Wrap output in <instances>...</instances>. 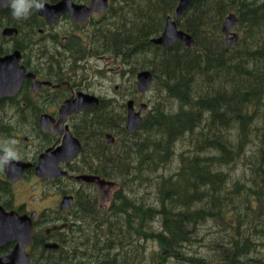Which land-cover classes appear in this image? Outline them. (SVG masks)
<instances>
[{"label": "trees", "instance_id": "trees-1", "mask_svg": "<svg viewBox=\"0 0 264 264\" xmlns=\"http://www.w3.org/2000/svg\"><path fill=\"white\" fill-rule=\"evenodd\" d=\"M178 1L124 0L113 28L95 41L97 54L128 63L132 76L149 70L155 99L133 134L124 129V102L93 109L86 128L95 134L84 138L85 149L119 188L106 209L81 208L70 237L61 241L60 232L52 233L58 249L38 250L34 235L32 264H264V255H250L248 243L239 248L235 240L239 225L241 239H264V222L249 233L252 226L240 224L236 208L241 198L244 210L254 203L264 215V0H192L177 25L194 47L153 45ZM231 14L238 40L227 49L221 26ZM103 133L115 137L112 147ZM178 142L184 148L175 153ZM237 165L248 184L231 175ZM149 187L157 190L154 203L135 191ZM205 224L212 225L215 254L181 259L186 244H199L194 238ZM148 241L160 249L152 259L143 253Z\"/></svg>", "mask_w": 264, "mask_h": 264}, {"label": "flooded vegetation", "instance_id": "flooded-vegetation-1", "mask_svg": "<svg viewBox=\"0 0 264 264\" xmlns=\"http://www.w3.org/2000/svg\"><path fill=\"white\" fill-rule=\"evenodd\" d=\"M63 1L45 0L43 9L46 13L42 9L41 12L33 11L26 19H15L10 14L8 0H0V58L17 55V67L22 70V78L16 91L4 94L7 89L0 86V208L7 214L14 212L31 219L33 234L40 239L38 250L45 242L54 239L50 238L52 232L46 234V228L61 226L62 241L71 236L73 227L78 224L81 208L104 210L108 206H100L99 189L94 182L77 179L83 176L113 181L107 178L108 173L99 165L97 156H88L85 149L84 138L87 139L88 136L91 139L95 134V130L90 134L91 130L86 128L87 119L94 113L93 109L103 101L109 102L112 108L115 101L118 103V99L126 102L133 100L135 110L140 106L138 95L141 94L134 96L138 92L136 74L140 70L132 76L128 63H120L118 58L97 54L94 50L97 38L113 28L115 14L125 9L124 0H105L106 8L101 12L92 10L85 21H76L68 13L55 16L46 9ZM92 1L70 0L73 5L87 8L91 7ZM7 29L11 30L10 34L3 35ZM115 64L116 68H113ZM125 75L126 84L115 85L117 77L123 79ZM129 78L132 81L131 90L128 86ZM83 95L96 97L99 99L98 104L74 110L76 99ZM67 134L76 139L82 149L69 163L58 162V168L64 175L53 179L38 177L36 168L40 157L60 147ZM107 134L103 133V141L106 146L112 147L113 144L106 142ZM8 138L16 141L13 147L17 158L5 160L3 141ZM69 142L74 144L72 140ZM17 162L28 166L21 171L19 180L11 182L6 173L16 176L14 164ZM29 182L40 185L44 194L31 193L24 201L19 202L17 190L19 187H29ZM44 184L54 191L51 196L41 186ZM114 190L113 187L102 188L110 202ZM66 197H70L72 203L61 210V201ZM130 198L132 197L127 194L126 199L131 200ZM47 200L53 201V204L44 203ZM35 202L39 203L38 208L34 206ZM256 210L257 215L251 221L250 218L245 221L252 226L249 233H254L255 228L264 222V215L259 212L257 204ZM248 211H255V206L251 204ZM247 215L246 211L244 217ZM242 217L238 211L240 224L243 223L240 221ZM238 230L239 239L235 240L239 248H243L241 243L247 242L245 248L250 255H264V245H260L264 243V239H257L256 234L250 236V239H241V225ZM14 246V243L1 246L0 258L9 254ZM26 251L31 258L32 246L29 245ZM40 255L42 253L36 254Z\"/></svg>", "mask_w": 264, "mask_h": 264}, {"label": "water", "instance_id": "water-1", "mask_svg": "<svg viewBox=\"0 0 264 264\" xmlns=\"http://www.w3.org/2000/svg\"><path fill=\"white\" fill-rule=\"evenodd\" d=\"M192 0H179L175 8V19L169 16L166 19L164 29L157 38L151 39V42L157 46L172 47L175 43L180 44L187 48L194 47V40L192 36L177 28V22L180 17L189 8ZM3 6V3H1ZM47 7V6H46ZM106 8L105 0H93L91 7L76 6L71 4L70 0H64L63 2L46 8L52 15L58 16L61 13L70 14L74 20L85 21L92 10L98 12L103 11ZM45 13L47 12L43 9ZM41 12V10H40ZM237 23L235 15H229L225 18L222 24V33L225 37L227 49L237 41V35L231 32V29ZM11 30H4L3 35H9ZM18 56L9 55L0 58V86H4L7 91L4 94H9L10 91H16L22 78V70L17 67ZM152 80L151 72L148 70H142L136 74L137 89L139 93H143L149 86ZM12 88V89H11ZM99 99L93 96H81L76 99L75 109L82 110L86 108L94 107L98 104ZM146 110V105L141 104L139 111L134 110L133 101L127 102V114H126V130L129 133H133L142 123L141 112ZM69 111V110H67ZM67 137V138H65ZM63 139V143L60 147L52 152H47L42 155L39 159L38 167L36 168V174L38 177L43 178H58L65 173L58 168V162L64 161L69 163L73 156L81 150L80 143L76 139H72L70 134H67ZM70 140L74 141L72 144ZM107 143H113V137L110 135L106 136ZM16 167L15 175L12 176L6 173L7 178L11 182H15L20 178L21 171L28 165L17 162L14 164ZM45 176V177H44ZM78 180H84L86 182H94L99 189L100 204L104 205L107 202V194L102 191V188H111L114 183L109 181L100 180L93 177H77ZM72 203L70 197L63 199L61 203V209L64 210ZM34 214L31 215L33 217ZM60 227H51L46 230L48 233L51 230L59 229ZM32 235V223L28 216H18L16 213H5L0 208V247L8 243H16L13 250L6 256L0 258V264H29V257L25 252V247L29 244ZM58 246L55 243H46L44 248L56 249Z\"/></svg>", "mask_w": 264, "mask_h": 264}, {"label": "rangeland", "instance_id": "rangeland-1", "mask_svg": "<svg viewBox=\"0 0 264 264\" xmlns=\"http://www.w3.org/2000/svg\"><path fill=\"white\" fill-rule=\"evenodd\" d=\"M234 32H236V31H234ZM116 65L117 64H115V67H113V68H116ZM117 78H118V82H115V85L116 84L118 85L120 83L126 84L127 75H125V77L123 79L119 78V77H117ZM131 83H132V81L129 78L128 86H129L130 90H131ZM137 95H138V93H136L134 96H137ZM155 95H156V92L154 90V87H153V85H150V87L146 90V92L144 94L138 95L139 104H141V103L146 104L147 105V111H148L149 108L151 107L152 103H153V100L155 99ZM163 101H165V100H163ZM117 102L120 103V102H123V101L121 99H118ZM165 103L168 104L167 101H165ZM169 104L171 105L172 101ZM263 126H264V124H263ZM183 148H184V146L181 145V143L178 142L177 145H176L175 153H178ZM187 148H189V147L187 146ZM174 170H175V166H172L170 171L172 172ZM231 175H233L235 177L234 179H237L240 182H242V184H244V185L248 184L246 182L247 178H245L246 175L244 176L241 165H237L236 167H234L233 170L231 171ZM28 185H29V187L25 186L24 188H21V187L18 188V190H17L18 191V199L17 200L19 202L24 201L31 193H37V195L44 194L42 192V188L40 187V185H38V184L36 185L33 182H29ZM41 186H44L45 191L48 194H50V196H51L52 193H54V191H51L50 189H48L46 184L41 185ZM135 191L138 192L139 197H141V199L143 201L148 202V203H152V202L154 203V201H155L154 195H156L155 193L157 192V190L149 187V188H137V189H135ZM114 193L112 194V196H114ZM46 197H49V196L46 195ZM45 202H47L50 205L53 204V201H51V200L44 201V203ZM243 202L244 201L240 198L238 200V202H237V205H236V208L238 209L237 211H239V215H241V214L243 215V217H242V219H240V221L245 222L249 218H250V221H251L258 213V211L256 210V205L253 203V206H255V211H252V213H250L249 211L244 210ZM34 206L38 208L39 207V203L35 202ZM246 211H247V213L249 215L244 217V213ZM153 219H154V220H152L153 221V226L155 227V229H157V226L160 223V218L154 217ZM199 229L200 230H199V232L197 234V238H194V239H201V241H199V244H195V245L186 244L185 246L187 248H189L190 250H189V252H186V256L185 257L179 255V257L181 259H186V257H188L190 255H197L199 257H210V256L215 254L214 248H212V246L210 245V242L214 240V239H212V232H213L212 225H206L205 224L204 226H201ZM217 229H221V228L217 227ZM145 245L146 246H143V245L142 246L144 247L143 248V253L145 255V258H147V259L154 258V252H160V249L158 248L157 244L155 242H153V241H148V242L145 243ZM228 261L230 263V260H228ZM169 264H175L174 260L169 262ZM183 264H191V263L188 262V261H186V262L183 261ZM206 264H226V262H217V261H214L213 259H207Z\"/></svg>", "mask_w": 264, "mask_h": 264}, {"label": "clouds", "instance_id": "clouds-1", "mask_svg": "<svg viewBox=\"0 0 264 264\" xmlns=\"http://www.w3.org/2000/svg\"><path fill=\"white\" fill-rule=\"evenodd\" d=\"M45 0H8L10 14L15 19H26L33 11L42 10ZM16 141L14 139H5L3 141V159L17 158V152L13 147Z\"/></svg>", "mask_w": 264, "mask_h": 264}, {"label": "bare ground", "instance_id": "bare-ground-1", "mask_svg": "<svg viewBox=\"0 0 264 264\" xmlns=\"http://www.w3.org/2000/svg\"><path fill=\"white\" fill-rule=\"evenodd\" d=\"M196 22H197V21H196ZM188 23H189V22H188ZM190 23H191V22H190ZM198 24H199V23H198ZM190 25H191V24H190ZM192 26H193V25H192ZM198 27H199V26H198ZM105 36H106V35H105ZM104 39H106V37H104ZM105 41H106V40H105ZM105 41H104V42H105ZM108 41H109V40H108ZM112 42H113V41H112ZM206 42H207V41H206ZM108 43H109V42H108ZM114 43H115V42H114ZM109 44H110V43H109ZM113 45H114V44H113ZM110 46H111V45H110ZM110 46H107V48L110 47ZM104 47H105V45H104ZM263 48H264V47H263ZM105 50H106V49H105ZM263 50H264V49H263ZM262 53H263V52H262ZM130 203H131V202H130ZM106 219H107V218H106ZM153 220H154V219H153ZM108 224H109V223H108ZM111 224H112V223H111ZM107 228H108V226H107ZM109 228H110V224H109ZM109 228H108V229H109ZM119 229H120V228H119ZM108 231H109V230H108ZM103 232H104V231H103ZM109 233H110V232H109ZM150 234H151V233H150ZM153 235H154V234H153ZM154 236H155V235H154Z\"/></svg>", "mask_w": 264, "mask_h": 264}]
</instances>
